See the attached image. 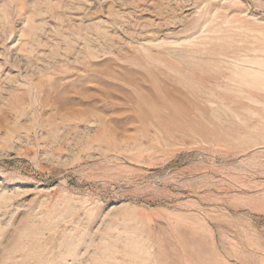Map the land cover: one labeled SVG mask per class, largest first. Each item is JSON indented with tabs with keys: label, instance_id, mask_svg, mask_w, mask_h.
Returning <instances> with one entry per match:
<instances>
[{
	"label": "rangeland",
	"instance_id": "rangeland-1",
	"mask_svg": "<svg viewBox=\"0 0 264 264\" xmlns=\"http://www.w3.org/2000/svg\"><path fill=\"white\" fill-rule=\"evenodd\" d=\"M263 64L264 0H0V264H264Z\"/></svg>",
	"mask_w": 264,
	"mask_h": 264
},
{
	"label": "bare ground",
	"instance_id": "bare-ground-1",
	"mask_svg": "<svg viewBox=\"0 0 264 264\" xmlns=\"http://www.w3.org/2000/svg\"><path fill=\"white\" fill-rule=\"evenodd\" d=\"M188 11V10H187ZM191 13V12H190ZM210 24V23H209ZM212 27V26H211ZM201 35V34H200ZM220 35V34H219ZM199 36V35H198ZM213 36H215V35H213ZM221 36V35H220ZM224 36V35H223ZM217 37V36H216ZM222 38V37H221ZM226 38V37H225ZM229 38V37H228ZM227 38V39H228ZM231 38V37H230ZM167 39V38H166ZM213 39V38H212ZM224 39V38H223ZM165 40V39H164ZM189 40V39H188ZM191 40V39H190ZM199 40V39H198ZM214 40H215V38H214ZM217 40H218V38H217ZM222 40V39H221ZM185 41V40H184ZM196 41V40H195ZM211 41V40H210ZM229 41V40H228ZM153 42V41H152ZM161 42V41H160ZM171 42V41H170ZM173 42V41H172ZM232 42V41H231ZM212 43H214V42H212ZM159 44V46L161 45L160 43H158ZM173 44H175V43H173ZM178 44V43H177ZM187 44V43H186ZM189 44V43H188ZM194 44V43H193ZM193 44H191V45H193ZM199 44V43H198ZM221 43H219V45H220ZM223 44V43H222ZM163 45V44H162ZM165 45V44H164ZM172 45V44H171ZM154 46H155V44H154ZM157 46V45H156ZM158 46V47H159ZM200 46V45H199ZM215 46H217V43L215 44ZM201 47V46H200ZM204 47V46H203ZM145 48V47H144ZM195 49H197L196 47H195ZM200 49V48H199ZM146 51H148V50H146ZM179 52V51H178ZM209 52V51H208ZM146 53H144V55H145ZM193 54V53H192ZM192 54H191V56H192ZM175 55V54H174ZM190 55V54H189ZM146 56V55H145ZM153 56V55H152ZM151 56V57H152ZM234 57H236V56H234ZM202 58V57H201ZM183 59V58H182ZM205 59H207V58H205ZM240 59V58H239ZM194 60H196V58H194ZM202 60V59H201ZM226 60V59H225ZM231 60H233V59H231ZM243 60H244V58H243ZM162 61V60H161ZM166 61V60H165ZM197 61V60H196ZM195 61V62H196ZM207 61V60H206ZM206 61H205V63H206ZM214 61V60H213ZM217 61H220V60H217ZM235 61V60H234ZM245 61V60H244ZM253 61V60H252ZM172 62V61H171ZM184 62V61H183ZM200 62V61H199ZM203 62H204V60H203ZM202 62V63H203ZM210 62V61H209ZM222 62V61H221ZM230 62H233V61H230ZM241 62V61H240ZM246 62V61H245ZM164 63V62H163ZM214 63H215V61H214ZM223 63V62H222ZM241 63H243V62H241ZM240 63V64H241ZM262 63V62H261ZM172 64V63H171ZM178 64V63H177ZM186 64V63H185ZM195 64V63H194ZM198 64V63H197ZM197 64H195V65H197ZM204 64V63H203ZM212 64V63H211ZM246 64V63H245ZM164 66H165V64H163ZM187 65V64H186ZM208 65V64H207ZM206 65V66H207ZM210 65V64H209ZM214 65H216V64H214ZM218 65V64H217ZM221 65V64H220ZM232 65V64H231ZM233 65H235V64H233ZM237 65V64H236ZM264 65V64H263ZM169 66V65H168ZM177 66H180V65H177ZM176 66V67H177ZM188 66V65H187ZM212 66V65H211ZM210 66V67H211ZM240 66V65H239ZM171 67V66H170ZM213 67V66H212ZM220 67V66H219ZM233 67V66H232ZM231 67V68H232ZM241 67V66H240ZM243 67V66H242ZM245 67V66H244ZM184 68V67H183ZM192 68V67H191ZM204 68V67H203ZM208 68V67H207ZM224 68V67H223ZM247 68V67H246ZM263 68V67H262ZM169 69V68H168ZM179 70H180V68H178ZM237 69V68H236ZM172 70H175V69H172ZM177 70V69H176ZM194 70V69H193ZM196 70V69H195ZM206 71L208 70V69H205ZM204 70V71H205ZM210 70V69H209ZM216 69H214V71H215ZM219 70V69H218ZM217 70V71H218ZM224 70V69H223ZM238 70H240L239 68H238ZM260 70V69H259ZM263 70V69H262ZM169 71H171V70H169ZM217 71L215 72V73H217ZM226 71V70H225ZM228 71V70H227ZM247 71V70H246ZM168 72V71H167ZM180 72V71H179ZM179 72H178V74H179ZM249 72V71H248ZM184 73H187V72H185L184 71ZM213 73V72H212ZM212 73L210 74V75H212ZM218 73H219V71H218ZM225 73V72H224ZM231 73V72H230ZM183 74V73H182ZM207 74H208V72H207ZM232 74V73H231ZM245 74V73H244ZM221 75V74H220ZM223 75V74H222ZM233 75V74H232ZM262 75V74H261ZM173 76V75H172ZM184 76H188V75H184ZM209 76V75H208ZM224 76H226V74H224ZM248 76V75H247ZM191 77V76H190ZM238 77V76H237ZM175 78V77H174ZM183 78V77H182ZM184 78H186V77H184ZM188 78V77H187ZM192 78V77H191ZM229 78H230V76H229ZM235 78V77H234ZM177 79V78H176ZM193 79V78H192ZM192 79H190V81L192 80ZM226 79V78H225ZM186 80H188V79H186ZM195 80V79H194ZM193 80V81H194ZM224 80V79H223ZM231 80V79H230ZM230 80H228V81H230ZM259 81L261 80V79H258ZM192 81V82H193ZM199 81V80H198ZM212 81H214V80H212ZM216 81V80H215ZM219 81V80H218ZM227 81V80H226ZM232 81V80H231ZM239 81H240V79H239ZM252 81V80H251ZM172 82V81H171ZM207 82H209V81H207ZM244 82V81H243ZM254 82V81H253ZM261 82V81H260ZM259 82V83H260ZM264 82V81H263ZM187 83V82H186ZM201 83H203V82H201ZM200 83V84H201ZM210 83V82H209ZM215 83V82H214ZM219 83V82H218ZM236 82H234L233 84H235ZM258 83V82H257ZM193 84V83H192ZM194 84H195V82H194ZM193 84V85H194ZM216 84V83H215ZM188 85V84H187ZM196 85H197V82H196ZM203 85H204V83H203ZM211 85V84H210ZM214 85V84H213ZM220 85V84H219ZM258 85V84H257ZM260 85V84H259ZM155 86H157V85H155ZM176 86H178V85H176ZM192 86V85H191ZM224 86V85H223ZM249 86V85H248ZM254 86V84L252 85V87ZM257 87V86H256ZM256 87H254V88H256ZM156 88V87H155ZM161 88V87H160ZM181 88V87H180ZM192 88V87H191ZM209 88V87H208ZM216 88V87H215ZM247 88V87H246ZM250 88H251V85H250ZM249 88V89H250ZM263 88V87H262ZM156 89H158V88H156ZM187 89V88H186ZM204 89V88H203ZM259 89H260V87H259ZM202 90V89H201ZM205 90V89H204ZM164 91V90H163ZM180 91V90H179ZM207 91V90H206ZM227 91V90H226ZM225 91V92H226ZM247 91H249V90H247ZM264 91V90H263ZM165 92V91H164ZM189 92H190V90H189ZM189 92H187V93H189ZM200 92V91H199ZM202 92V91H201ZM224 92V91H223ZM250 92V91H249ZM166 93V92H165ZM184 93H185V91H184ZM187 93H185V95H187ZM198 93V92H197ZM203 93V92H202ZM161 94V93H160ZM176 94V93H175ZM201 94V93H200ZM226 94V93H225ZM228 94V93H227ZM246 94V93H245ZM248 94V93H247ZM177 95V94H176ZM179 95V94H178ZM204 95H206V94H203V96ZM208 95V94H207ZM206 95V96H207ZM210 95H211V93H210ZM241 95V94H240ZM249 95V94H248ZM192 96V95H191ZM214 96V95H213ZM250 96V95H249ZM163 97V96H162ZM188 97H189V95H188ZM195 97V96H194ZM196 97H197V95H196ZM208 97V96H207ZM211 97V96H210ZM232 97V96H231ZM246 97V96H245ZM252 97V96H251ZM264 97V96H263ZM170 98V97H169ZM199 98V97H198ZM243 98V97H242ZM162 99V98H161ZM194 99H196V98H194ZM234 99V98H233ZM248 99V98H247ZM165 100V99H164ZM177 100V99H176ZM197 100V99H196ZM218 100V99H217ZM232 100V99H231ZM234 100H236V99H234ZM249 100H251L250 98H249ZM254 100V99H253ZM252 100V101H253ZM146 101V100H145ZM158 101H160V100H158ZM163 101V100H162ZM175 101V100H174ZM192 102H193V100H191ZM201 101V100H200ZM216 101V100H215ZM256 101V100H255ZM258 101V100H257ZM167 102V101H166ZM203 102V101H202ZM207 102V101H206ZM226 102V101H225ZM249 102V101H248ZM181 103V102H180ZM199 103V102H198ZM220 103H221V101H220ZM229 103V102H228ZM237 103V102H236ZM261 103H262V101H261ZM164 104V103H163ZM185 104H186V102H185ZM251 104V103H250ZM194 105V104H193ZM200 106H201V104H199ZM262 105V104H261ZM264 105V104H263ZM164 106V105H163ZM167 106V105H166ZM174 106V105H173ZM180 106H184V104L183 105H180ZM195 106V105H194ZM206 106V105H205ZM209 106H211V105H209ZM244 106V105H243ZM185 107H187V106H185ZM196 107V106H195ZM202 107H204V106H202ZM178 108V107H177ZM199 107H197V109H198ZM201 108V107H200ZM210 108V107H209ZM240 108H242V107H240ZM261 108V107H260ZM158 109V108H157ZM160 109V108H159ZM181 109H182V107H181ZM251 109H252V107H251ZM163 110V109H162ZM196 110V109H195ZM216 110V109H215ZM226 110H227V108H226ZM233 110V109H232ZM241 110V109H240ZM262 110V109H261ZM184 111V110H183ZM222 111V110H221ZM172 112V111H171ZM214 112V111H213ZM216 112V111H215ZM259 112V111H258ZM261 112V111H260ZM186 113V112H185ZM207 113V112H206ZM210 113V112H209ZM236 113V112H235ZM173 114V113H172ZM217 114H218V112H217ZM229 114H231V113H229ZM241 114V113H240ZM251 114V113H250ZM210 115V114H209ZM236 115V114H235ZM257 115H259V114H257ZM247 116V115H246ZM249 116V115H248ZM255 116V115H254ZM250 117V116H249ZM251 118V117H250ZM256 118V117H255ZM174 119H176V118H174ZM258 120V119H257ZM262 120V119H261ZM164 123V122H163ZM166 123V122H165ZM215 123H217V122H215ZM240 123V122H239ZM247 123V122H246ZM249 123V122H248ZM243 124V123H242ZM256 124V123H255ZM170 125H171V123H170ZM174 125V124H173ZM191 124H189V126H190ZM218 125V124H217ZM240 125V124H239ZM168 126V125H167ZM177 126V125H176ZM166 127V126H165ZM191 127V126H190ZM193 127V126H192ZM244 127V126H243ZM168 128V127H167ZM173 128V127H172ZM250 128V127H249ZM169 129H170V127H169ZM192 129V128H191ZM203 129V128H202ZM212 129V128H211ZM226 129V128H225ZM245 129V128H244ZM195 130V129H194ZM217 130V129H216ZM247 130H249V129H247ZM250 130H251V128H250ZM249 130V131H250ZM196 131V130H195ZM208 132V131H207ZM216 132V131H215ZM219 132V131H218ZM218 132H216V133H218ZM230 132V131H229ZM210 133V132H209ZM213 133H214V131H213ZM231 133V132H230ZM205 134V133H204ZM203 134V135H204ZM208 134V133H207ZM220 134V133H219ZM245 134V133H244ZM210 135V134H209ZM253 135V134H252ZM201 136V135H200ZM207 136V135H206ZM247 136V135H246ZM245 136V137H246ZM229 137V136H228ZM258 137V136H257ZM243 139V138H242ZM244 140V139H243ZM260 140V139H259ZM159 249V248H158ZM160 251V250H159ZM159 251H157V252H159ZM162 252V251H161ZM164 252V251H163ZM131 258V257H130ZM160 258L161 257H159V262H160ZM105 260V259H104ZM128 260V259H127ZM167 260V259H166ZM121 261V260H120ZM123 261V260H122ZM133 261V260H132ZM161 261H162V258H161ZM96 262V261H95ZM116 262H118V261H116ZM128 262V261H127ZM169 262V261H168ZM168 262H166V263H168ZM165 263V264H166ZM171 263V262H170ZM121 264V263H120ZM160 264V263H159ZM164 264V263H163Z\"/></svg>",
	"mask_w": 264,
	"mask_h": 264
}]
</instances>
